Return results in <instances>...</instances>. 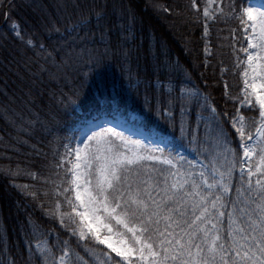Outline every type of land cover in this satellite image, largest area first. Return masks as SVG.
<instances>
[{
	"label": "trees",
	"instance_id": "1",
	"mask_svg": "<svg viewBox=\"0 0 264 264\" xmlns=\"http://www.w3.org/2000/svg\"><path fill=\"white\" fill-rule=\"evenodd\" d=\"M246 1L215 0V12L207 21L205 35L203 10L207 0H197L199 19L190 8L191 0H94V3L89 0L93 3V23L96 12L106 8L113 43L119 35L121 46L130 52L127 60L113 57L100 74L104 93L115 97L121 113L128 110L140 113L145 125L156 133L190 142L214 172L220 174L230 169L229 183L235 184L231 199L240 207L251 203L256 193L253 190L251 198L245 194L248 186L238 173L236 143L219 146L212 132L213 117L198 121L199 107L192 115L181 117L178 108L167 101L176 95L179 79L183 82L180 87L188 84L210 97L215 119L229 133L230 141L237 140V136L231 135V121L226 124L221 119L223 113L229 117L243 116L245 132L253 130L257 110L239 102L243 95L241 60L245 48L241 13ZM67 2L5 0L12 9L9 20L4 15L8 8L0 10V264H55L62 248L70 252L66 264H105V261L113 264L106 255L109 251L95 241L70 236L67 227L59 223L60 212L56 207L59 203L67 210L61 193L68 187L67 170L57 169L56 161L62 157L69 129L93 114L99 81L92 79L80 97L79 107L74 108L59 103L61 93L70 96V89L78 87L71 74L66 81L50 82L46 76L42 82L32 79L38 75L30 59L33 51H38L34 45L44 44L50 51L58 42H64L61 35ZM221 4L223 14H219ZM58 29L61 35L57 34ZM158 59L178 66L182 73L178 77H157L153 72ZM30 84H34L33 96L24 97ZM27 99H34L35 104L25 107L22 101ZM184 107L191 108V102H185ZM21 112L23 119H14L13 114ZM165 112L168 116L175 114V120L169 119ZM202 112L207 113L203 109ZM137 172L152 186L157 178L161 184L168 179L166 170L156 163L140 162L139 168L132 169L133 174ZM241 198L244 204L240 203ZM224 199L227 200V195ZM228 211H232L231 205ZM224 219L227 226V217ZM28 244L32 246L30 249L26 248ZM41 244L45 246L43 252L37 249Z\"/></svg>",
	"mask_w": 264,
	"mask_h": 264
},
{
	"label": "snow or ice",
	"instance_id": "2",
	"mask_svg": "<svg viewBox=\"0 0 264 264\" xmlns=\"http://www.w3.org/2000/svg\"><path fill=\"white\" fill-rule=\"evenodd\" d=\"M93 3L89 0H69L63 9V34L57 30L64 42H58L50 51L44 44L38 43L34 45L38 51H33L30 58L38 72V75L32 77L34 82H42L45 76L50 82L66 81L69 74L77 80L78 87L70 89V96L61 93L59 103L64 106L79 107L86 86L94 77L99 81L98 99L91 109L93 114L77 129V144L83 143L84 148L77 146L72 149L66 146L67 158L56 161L57 169L64 167L67 170L68 187L63 188L62 192L64 202L71 209L60 214L59 223L67 227L70 236L83 241L90 239L105 246L109 250L106 255H109L113 264H264V180L257 179L253 186L254 173L251 167L247 169L248 187L245 194L251 198L254 190L256 197L245 207L238 206L231 199L235 184L229 183L232 175L230 169L221 172L218 178L213 175L212 182L201 172V185L187 180L171 184L165 180L161 184L157 178L155 186H152L143 178L142 173H132V169L139 168L140 161L145 158L132 159L121 154L117 138L121 144L129 141L116 128H124L131 122L120 112L115 97L104 93L100 75L113 57L127 60L130 52L121 46L119 35L116 37L117 42L113 43L111 28L108 26L111 20L106 8L96 12L93 23ZM5 7L8 8L4 12L5 19L9 20L11 6L5 0H0V10ZM190 8L199 19L197 0H191ZM229 10H232L231 7ZM219 14H223L222 4ZM241 14L249 22L245 32L250 29L252 36L247 38L248 48L242 49L247 54V67L243 72V95L239 102L241 105L246 104L250 110L258 106L260 126L256 127V133L257 137H264V11L258 12L247 7L242 9ZM209 16L206 7L203 10L205 35ZM182 71L178 66L158 59L153 74L157 77H178ZM181 83L179 79L176 80V95L167 101L173 108H178L181 117L192 115L198 107L204 112L211 111L214 121L212 132L218 145L223 147L236 143V162L242 163H247L258 150L261 164H264V139L258 145L252 144L254 137L251 134L245 135L243 116L237 121L227 113L221 114L226 124L231 121V135L239 137L238 140L230 141L229 133L215 119V108L210 104V97L198 90L185 91L180 87ZM27 87L28 91L23 96H33L34 84ZM189 101L192 107L185 109L184 103ZM22 103L27 107L35 104V100L27 99ZM164 114L168 116L167 112ZM13 116L14 119L22 120L23 112ZM168 118L174 121L175 114ZM196 118L201 121L204 119L199 114ZM36 119L39 122V118ZM97 128L100 131H96ZM130 131L132 135L142 136L148 143L164 146L170 143L163 137H157L142 121L132 124ZM131 143L138 144L140 141L134 140ZM243 171L241 169V173ZM256 171L264 175L259 165ZM241 179L244 177L241 176ZM214 186L215 192L212 191ZM197 188L202 191H186ZM237 194L239 197V190ZM226 195L227 200L224 199ZM240 203L244 204L245 201L241 198ZM252 204H255L254 209ZM230 205L232 211H228ZM56 207L59 209L60 204L57 203ZM237 214L238 218L233 219ZM114 225L123 229L119 233L121 237L130 234L129 238L114 242L111 235ZM61 244L66 245L67 242L61 241ZM31 247L30 244L26 245L28 249ZM69 255V250L62 248L60 264H65V257ZM105 264L108 262L105 261Z\"/></svg>",
	"mask_w": 264,
	"mask_h": 264
},
{
	"label": "rangeland",
	"instance_id": "3",
	"mask_svg": "<svg viewBox=\"0 0 264 264\" xmlns=\"http://www.w3.org/2000/svg\"><path fill=\"white\" fill-rule=\"evenodd\" d=\"M206 7L209 10V13H210L209 18H210L212 16L213 9L215 8L214 0H207ZM247 7H252L256 9L258 12L264 11V0H250L244 6V8H247ZM243 19H244L243 35L245 37V43H246L245 48H248L247 38L252 36V32L250 29L249 31L245 32V29L248 28L249 22L247 21L246 17H243ZM249 51H252V50L249 49ZM242 57L243 59L241 61H243V64H244L243 71H242V80H244L243 72H244V69L247 67V54L243 52ZM250 76H251V71L249 70V78ZM182 89H184L185 91L194 90L193 88H190L189 86L182 87ZM257 109H258V106H257ZM123 116L125 117L126 120H128L131 123L125 126L124 128H120V127L116 128V131L121 132L125 140L129 141L127 144H121L119 139L117 138L116 143L119 144V150L122 155L128 158H132V159L136 157H144L145 159H143L142 162L147 161V162L156 163L162 166L166 170L167 177H168V184H171L173 182L184 183L185 180H187L190 183L194 182L197 185H201L203 183V181L200 179L201 172L204 173V177L207 178L209 182H212L211 177L213 175H215L217 178L219 177L218 173L212 171V169L204 162V160L195 154V150L191 146L190 142L189 143L188 141L171 142L166 137H163L165 141L170 142L168 146L157 145L155 143H148L147 141L143 139L142 136L132 135L130 131L132 124L142 121L140 114L138 112H128L127 114H123ZM238 120L239 119H237V121ZM81 124L82 122L79 125L76 124L74 128L76 137L73 140V142L71 144L68 143L62 146V157H59V160L61 158H67L66 146H69L72 149H74L77 146H79L81 149L84 148L83 143L77 144V137L79 136L77 129ZM239 126L240 124L237 123V127ZM259 126H260V121H259V114H258L256 127H259ZM104 127H112V125H105ZM256 127H255L254 132L251 133V135L254 137L252 141V144L254 146L258 145L260 140L264 139V137H257ZM96 131H100V129L97 128ZM157 137H161V136H157ZM83 139H86V137H84ZM134 140H139L140 143L132 144L131 141H134ZM148 157H155V159H147ZM258 165L260 166L261 171L264 172V164H261V154L259 153L258 150L257 152L253 154V156L248 160L247 163L240 162V167L241 168L243 167L244 169L243 172H245L246 177H247V169L249 167L252 168L253 173H254L252 177V182L254 183L257 179L262 180V178L264 177V175H261L260 173L256 171ZM213 188H215V186ZM61 194L63 195V193ZM61 207L62 206L60 205V208L58 209L60 214L71 211V209L67 206V204H66L67 210L62 209ZM104 231H105V234H107L106 230ZM119 233L120 232L115 229V225H114L113 232L111 233L114 242H117L120 239H126L125 237H121ZM38 250L42 252L43 246H39ZM57 264H60V258L58 259Z\"/></svg>",
	"mask_w": 264,
	"mask_h": 264
}]
</instances>
